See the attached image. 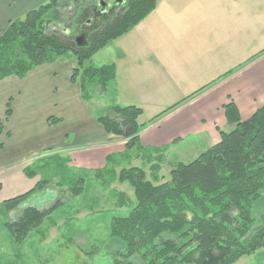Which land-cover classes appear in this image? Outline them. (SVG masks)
Here are the masks:
<instances>
[{
    "label": "crops",
    "instance_id": "1",
    "mask_svg": "<svg viewBox=\"0 0 264 264\" xmlns=\"http://www.w3.org/2000/svg\"><path fill=\"white\" fill-rule=\"evenodd\" d=\"M47 1L0 0V32ZM125 1L116 3L125 6ZM117 12L113 16L118 17ZM82 14L92 19L95 11ZM61 30L65 35L73 32L68 27ZM110 46L111 51L103 54H110L108 64L115 69L114 78L108 82L114 94L112 107L142 108L138 121L143 124L192 97L149 123L140 134L139 153L133 155L136 147L127 150L124 137L107 133L98 121L100 106L95 103L96 97L108 91V84L105 88L96 84V92L92 87L88 93L84 75L81 81L79 76L73 82L77 60L68 57L71 53L35 68L24 78L11 75L3 79L0 99L7 102L6 111L11 99L12 115L5 121V111L1 118L0 204L33 189L46 179L45 170L55 169V162L63 161L69 170L89 172L97 178V173L107 169L139 166L136 161L140 153L149 155L177 144H189L195 155L201 154L221 140V131L234 129L235 124L226 117V104L234 102L242 120L249 119L264 104V62L259 66L262 61L251 65L247 62L251 56L264 54V0H158L156 8L135 28L89 61ZM240 65L238 70L247 69L214 84ZM260 69L263 74L256 77ZM112 107L105 115H111ZM51 118L61 121L50 122ZM142 165L151 164L145 166L143 159ZM160 176L162 181L169 179ZM54 179L53 183L62 184L57 181L59 175L55 174ZM104 183L118 197L121 183ZM55 184L31 196L23 207L41 209L50 200L53 206L64 191L72 197V187ZM56 229L38 243L46 244L50 234L57 235ZM34 231L27 238H32Z\"/></svg>",
    "mask_w": 264,
    "mask_h": 264
},
{
    "label": "trees",
    "instance_id": "2",
    "mask_svg": "<svg viewBox=\"0 0 264 264\" xmlns=\"http://www.w3.org/2000/svg\"><path fill=\"white\" fill-rule=\"evenodd\" d=\"M157 2L126 0L125 6L116 3L119 16L102 21L90 18V25H98L90 43L86 47H73L69 40L53 32V27L71 29L75 18L85 11H94L101 4L96 0H48L30 10L24 18L11 21L8 28L0 32V82L11 75L24 78L35 68L73 53L77 62L72 81L76 82L84 75L86 91L96 84L105 88L115 76L114 67L109 65L98 70L86 67L87 61L135 28L156 8ZM87 20L84 18L81 23ZM102 25L104 28L100 29ZM78 30L77 38L92 33ZM67 37L76 38L73 32ZM108 71L111 73L106 79L103 74ZM94 76L101 78L97 80ZM224 109L228 122L235 124L234 129L221 131V140L196 159L174 166L169 179L162 181L160 176L162 155L167 148L144 155L145 165L151 164V178L142 166L97 173L98 180L108 178L104 184L129 183L134 192L130 199L126 194L121 196L124 199L122 205L129 214L111 220V238L124 246L111 253L114 264H235L264 248V104L247 120L241 119L234 102L226 104ZM142 113V108L137 106L115 105L111 115L99 116L98 121L107 133L124 137L126 148L130 150L137 147L141 132L155 120L140 124L138 119ZM11 115L10 99L5 121ZM3 122L0 119V126ZM156 156L160 158L153 160ZM84 180L71 188L72 197L84 192ZM54 184L42 179L30 191L0 204V224L5 217L3 225L18 245L43 225L47 216L61 204V199L43 210L23 207V204ZM92 246L93 250L85 254L103 251L97 245Z\"/></svg>",
    "mask_w": 264,
    "mask_h": 264
},
{
    "label": "rangeland",
    "instance_id": "3",
    "mask_svg": "<svg viewBox=\"0 0 264 264\" xmlns=\"http://www.w3.org/2000/svg\"><path fill=\"white\" fill-rule=\"evenodd\" d=\"M104 1L112 2V0ZM83 15L84 14L75 18L76 26L73 24V27H71L73 33H75L76 29L79 31L77 25L83 21L85 17ZM67 26H70V24H67ZM53 28V32H58L65 40H69L71 46L76 47L77 44L73 38H68L61 29L57 27ZM111 49L112 46L104 52H101L100 56L87 62L86 65H92L98 68L109 67L108 60L110 58L108 55L110 54L103 53H109ZM68 57L76 59L73 53ZM224 57L227 58L228 56ZM259 61L262 62H260L258 66L264 62V54L254 57L251 56L247 62L251 65ZM238 68H242V65L234 68V72L232 73H224L223 77H219V79L215 80L214 84L221 80H226L229 75L241 74L247 69V67L239 70ZM250 70L252 71L254 68ZM110 73L111 71H108L103 74V77L109 79ZM262 74L263 70L260 69L256 71L255 76L259 77ZM94 78L99 80L101 76H98V78L94 76ZM81 79L82 76L79 80L81 81ZM108 87V91L105 94L96 97L97 100L95 103L100 106L98 112L100 116H106L107 109L113 106L114 94L111 83H108ZM93 89L96 90L97 88L94 87ZM87 91L90 93V88H88ZM6 103L4 99H0V119L5 115ZM101 107L104 108L101 110ZM166 151V163L164 168L162 167L160 170V175H163L164 178H168V171L170 172V170L180 162L187 164L200 155V153H196L195 155L189 144H177ZM138 153L139 150L137 147L132 150L133 155ZM139 155L141 158L136 161V163L144 167L142 165L143 158L144 155H148L147 153H140ZM55 163V169L52 168L44 171L46 175L45 178L53 181L55 180V174H57L59 175L57 181H60V183L64 185L66 184L67 187L77 185L79 179L84 178V184L82 185L84 187L83 194L69 198L65 191L62 192L59 197L61 199V204L54 210L53 214L47 216L38 231L35 230L32 233V238H27L22 245H18L14 242L12 234L3 227L6 219L3 217L2 223L0 224V264H114L111 253L122 249L124 246L119 240L111 238L110 224L114 217L126 216L129 214V211L122 205L124 199L121 196L122 194H126L128 199H130L134 193L132 187L129 183H121L122 186L118 185L121 189L120 193L118 197H115L114 192L108 189L107 185H103L101 180H98L92 174H89V172L84 173L83 171L77 172L76 170H69L66 163L63 161ZM52 164L53 162L51 165ZM144 168L148 171L149 178H151L150 167L146 166ZM50 173L52 174L50 175ZM56 187H58V185H56ZM49 195L52 196V194ZM37 200L39 199L37 198ZM53 203L54 202L52 201L51 203L50 200V204L42 205L43 207L41 209L50 208ZM55 224L56 226L58 225L59 228L56 229ZM53 229L58 230L57 235L52 236V234H50V240L46 244L40 245L38 242L41 238H43V236L46 237L49 232H51L50 230ZM92 245L99 246L103 251L95 255L85 254L93 250ZM235 264H264V248L257 251L255 254L241 258Z\"/></svg>",
    "mask_w": 264,
    "mask_h": 264
},
{
    "label": "flooded vegetation",
    "instance_id": "4",
    "mask_svg": "<svg viewBox=\"0 0 264 264\" xmlns=\"http://www.w3.org/2000/svg\"><path fill=\"white\" fill-rule=\"evenodd\" d=\"M115 4H116V0H112V2H106L104 0H102L101 2V6L98 7V8H95L94 11H95V19L98 20V19H108V18H117L116 16H113L114 12H115ZM116 15H119V13L117 12ZM95 20V21H96ZM101 20V21H102ZM91 23V20H87L85 23H81L79 25H77V28L78 29H85V30H89V32H92L90 35L88 34H81L82 36V39L79 40L77 37L74 39L75 40V43L78 45V46H88V44L90 43L91 39H92V36L94 35L95 33V30H96V27H98V25H90ZM103 26V27H102ZM100 27L101 28H104V25H102ZM77 30V29H76ZM94 31V32H93Z\"/></svg>",
    "mask_w": 264,
    "mask_h": 264
},
{
    "label": "water",
    "instance_id": "5",
    "mask_svg": "<svg viewBox=\"0 0 264 264\" xmlns=\"http://www.w3.org/2000/svg\"><path fill=\"white\" fill-rule=\"evenodd\" d=\"M117 1H120V0H117ZM78 39H79V40H81V39H82V37H79Z\"/></svg>",
    "mask_w": 264,
    "mask_h": 264
}]
</instances>
